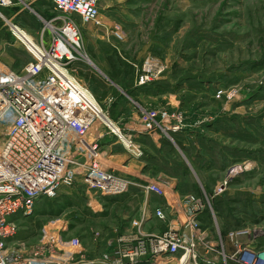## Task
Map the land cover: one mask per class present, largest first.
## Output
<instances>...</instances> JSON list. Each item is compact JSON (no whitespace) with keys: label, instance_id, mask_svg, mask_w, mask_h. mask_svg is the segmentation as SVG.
I'll list each match as a JSON object with an SVG mask.
<instances>
[{"label":"rangeland","instance_id":"obj_1","mask_svg":"<svg viewBox=\"0 0 264 264\" xmlns=\"http://www.w3.org/2000/svg\"><path fill=\"white\" fill-rule=\"evenodd\" d=\"M40 6L25 12L37 31L57 15L53 0ZM100 8L101 27L77 18L86 58L73 65L71 77L128 136L152 117L179 127L164 132L163 168L171 180L163 183L171 185L168 198L209 199L213 212L203 224L208 241L219 245L215 255L222 257L220 242L238 229L258 227L264 247V0H101ZM10 25L0 16V65L17 71L32 57ZM116 25L123 41L113 33ZM133 180L117 197L95 195L78 181L59 197L40 200L30 217L18 218L8 252L53 263L100 257L107 238L136 233V223L151 215L143 209L152 202L146 183Z\"/></svg>","mask_w":264,"mask_h":264},{"label":"built area","instance_id":"obj_2","mask_svg":"<svg viewBox=\"0 0 264 264\" xmlns=\"http://www.w3.org/2000/svg\"><path fill=\"white\" fill-rule=\"evenodd\" d=\"M38 1L0 0V15L15 6L35 12L33 6ZM53 3L57 12L49 23L53 28L45 26L37 46L33 44L31 49L13 33L11 25L15 30L22 26L11 19L13 35L32 60L20 71L0 65V264H264L258 227L231 232L220 242V258L214 254L219 245L208 241V229L203 224V216L213 212L209 199L193 194L168 198L171 185L157 180L147 182L144 188L167 200L166 207L160 205L148 216L165 225L159 234H147L136 223V233L107 238V250L92 260L68 258L53 263L43 256L8 252V241L18 231V218L30 217L40 200L55 199L78 181H83L89 192L105 197H117L135 185L103 157L101 143L106 138L112 137L124 147L128 142L133 146L126 148L133 155L143 154L132 134H125L97 99L70 75L73 65L86 58L77 18L82 25L101 27V0ZM113 33L119 40L125 39L120 25ZM178 129L176 125L165 127L152 117L133 131L156 134ZM227 243L233 253L228 252Z\"/></svg>","mask_w":264,"mask_h":264},{"label":"crops","instance_id":"obj_3","mask_svg":"<svg viewBox=\"0 0 264 264\" xmlns=\"http://www.w3.org/2000/svg\"><path fill=\"white\" fill-rule=\"evenodd\" d=\"M43 1L44 0H39L35 4L36 10L44 9L43 7L40 6V4ZM15 12H16L15 15H13L12 17L11 16H7V17L8 18L10 17V19H13V21L18 19L20 22H26V24H22V25L24 27H26L25 25H28L27 27L29 31L37 36V40H40L41 30L37 31V30H34L33 28H29V27H33V24L31 22L29 23L28 21L29 20L32 21L33 19L26 17V13H25L26 11H22L21 9H18V10H15ZM35 13H37V11ZM84 28L85 27L82 26V29ZM91 28H92L91 26H86L85 29L90 30ZM27 35L31 37L28 33ZM33 42L34 44H36L34 39H33ZM17 71H20V70H17ZM131 134L133 136L134 142L136 143L138 147L141 148V151L143 153L140 157L133 155L132 152L127 150L126 147H123L126 152L120 153L118 151L119 150L118 146L119 145L124 146V145L119 143L116 139H113L112 137L106 138L101 143V146H102L101 150H102L103 157L106 160H111V161L113 160L112 163L115 164L117 167L121 166L123 170H120L116 168L115 166L113 167L120 175L127 176L131 178L132 180L137 179L145 183L153 181V180H157L161 182L166 181L167 179L171 180V178L169 177V174H166L163 168L165 146L163 145L162 140H163V136L165 135L164 132L161 131L156 134H148V133L144 134V133L134 130L132 131ZM170 146L172 147V143L170 144ZM174 181L178 182V180H174ZM177 192L180 194L178 190ZM148 194H147V197L151 195L150 197L152 199V202L146 201L143 204L144 210L150 209L151 212L149 213H152L156 207H159L162 204L166 205L165 200L154 197L153 194H149V195ZM138 224H139V227L141 228L140 230L147 234H152V233L159 234L164 231L162 223H160L156 219L154 220V218H149L148 216L147 217L145 216V218L142 219ZM158 225H160L161 228Z\"/></svg>","mask_w":264,"mask_h":264},{"label":"bare ground","instance_id":"obj_4","mask_svg":"<svg viewBox=\"0 0 264 264\" xmlns=\"http://www.w3.org/2000/svg\"><path fill=\"white\" fill-rule=\"evenodd\" d=\"M0 16H2V18H4V19L6 20L7 23L12 24V22H11L10 20H7L3 14L0 15ZM46 26H48L47 28H50V29L53 28V27L49 26V23H48V25H46ZM11 27L13 28L12 25H11ZM13 29H14V28H13ZM14 30H15V29H14ZM15 34H16V36H17L21 41H23V42H24V43H25V44L31 49V47L33 46L34 42H33V39L27 35V32H25V31L19 29V30H15ZM27 39H28L29 41H28ZM34 45H36V44H34ZM36 46H37V45H36ZM125 145H126L128 148H131V146H133V145H130L128 142H125ZM132 151H135V149L133 148Z\"/></svg>","mask_w":264,"mask_h":264},{"label":"trees","instance_id":"obj_5","mask_svg":"<svg viewBox=\"0 0 264 264\" xmlns=\"http://www.w3.org/2000/svg\"><path fill=\"white\" fill-rule=\"evenodd\" d=\"M38 12V11H37Z\"/></svg>","mask_w":264,"mask_h":264}]
</instances>
